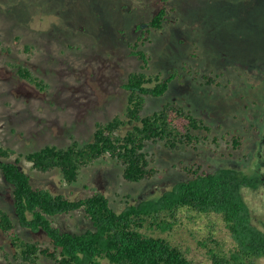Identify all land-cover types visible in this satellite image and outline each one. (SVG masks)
Listing matches in <instances>:
<instances>
[{
	"label": "rangeland",
	"instance_id": "374dc122",
	"mask_svg": "<svg viewBox=\"0 0 264 264\" xmlns=\"http://www.w3.org/2000/svg\"><path fill=\"white\" fill-rule=\"evenodd\" d=\"M164 4L163 29L155 30L146 24L162 0H0V144L25 153L46 144L89 141L96 122L123 111L128 92L122 84L131 71L141 70L140 60L129 53V43L137 40L141 28H148L145 34L150 39L139 46L150 57L147 72L165 77L185 65L192 72L212 71L222 85L204 86L183 73L170 82L163 96L146 97L141 115L178 101L204 117L219 135V145L176 149L148 142L145 150L159 173L137 182L125 180L121 166L110 157L81 168L72 183H66L57 169L41 173L22 159L32 186L70 198L99 190L119 212L184 180V164L200 162L206 171L253 170L262 182L256 190L244 187L243 192L264 227V0H168ZM14 63L44 79L47 90L22 80L11 66ZM233 136L240 137L236 148ZM11 189L0 174V206L14 218ZM51 220L64 231L93 229L82 209ZM17 231L26 239H47L19 226ZM153 234L205 263L211 262L207 251L215 248L214 240L224 250L233 245L220 217L194 211L181 212L169 232L154 230ZM0 246V264H25L14 257L1 231ZM40 264L54 263L41 258Z\"/></svg>",
	"mask_w": 264,
	"mask_h": 264
},
{
	"label": "trees",
	"instance_id": "16d2710c",
	"mask_svg": "<svg viewBox=\"0 0 264 264\" xmlns=\"http://www.w3.org/2000/svg\"><path fill=\"white\" fill-rule=\"evenodd\" d=\"M167 1L162 0L163 5L146 24L148 27L163 29ZM147 32L148 28L141 29L137 40L129 43V53L140 60L141 70L131 71L122 84L128 92L123 111L105 122H96L89 141L80 144L73 140L67 147L46 144L25 153L0 144V174L12 186L15 216L12 218L0 206V231L7 237L14 257L25 264H40L41 258L54 264H264V227L261 220L255 218L243 192L244 187L256 190L262 182L257 171L233 167L206 171L200 162L184 164L181 166L187 174L184 180L116 212L99 190L86 197L70 198L34 187L21 166L20 161L24 159L41 173L57 169L66 183H72L78 179L81 168L110 157L121 166L125 180L137 182L159 173L145 150L148 142H163L176 149L219 145V135L204 117L178 101L166 102L153 113L141 115L146 97L163 96L170 82L183 73L204 86L222 85L212 71L192 72L185 65L181 71L172 69L165 77L161 73L147 72L150 57L139 47L149 41ZM25 49L29 50L30 46L26 45ZM11 66L22 80L40 91L47 90L45 80L29 67L15 63ZM239 138L232 137L233 147L240 145ZM13 155H16L14 159ZM79 209L92 222L93 229L74 233L53 225L51 217ZM183 211L220 217L232 247L224 250L214 240L215 248L207 251L211 262L205 263L189 258L166 237L153 234L154 230L163 233L172 230ZM17 226L45 234L46 242L26 239L17 231ZM204 244L201 242L202 246ZM5 256L8 257L7 253Z\"/></svg>",
	"mask_w": 264,
	"mask_h": 264
},
{
	"label": "bare ground",
	"instance_id": "6f19581e",
	"mask_svg": "<svg viewBox=\"0 0 264 264\" xmlns=\"http://www.w3.org/2000/svg\"><path fill=\"white\" fill-rule=\"evenodd\" d=\"M141 26V25H140ZM147 27V26H146ZM142 29V28H141ZM140 44V43H139ZM67 147V146H66Z\"/></svg>",
	"mask_w": 264,
	"mask_h": 264
}]
</instances>
